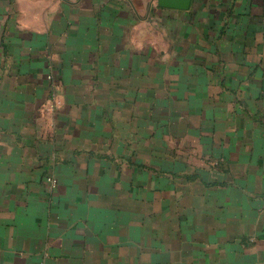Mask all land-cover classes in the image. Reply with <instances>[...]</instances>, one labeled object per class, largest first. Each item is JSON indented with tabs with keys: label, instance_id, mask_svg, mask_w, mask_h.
Here are the masks:
<instances>
[{
	"label": "crops",
	"instance_id": "0c3cea01",
	"mask_svg": "<svg viewBox=\"0 0 264 264\" xmlns=\"http://www.w3.org/2000/svg\"><path fill=\"white\" fill-rule=\"evenodd\" d=\"M196 2L0 0V264L264 263V0Z\"/></svg>",
	"mask_w": 264,
	"mask_h": 264
},
{
	"label": "rangeland",
	"instance_id": "374dc122",
	"mask_svg": "<svg viewBox=\"0 0 264 264\" xmlns=\"http://www.w3.org/2000/svg\"><path fill=\"white\" fill-rule=\"evenodd\" d=\"M197 1V0H196ZM154 3H157V0H154ZM212 0H198V2H196L195 4V12H193L190 15V20L193 18V16H195L196 18V22L200 23L199 27H201V29H203L204 27H211V20H212ZM144 11V10H143ZM143 11L141 13V17H143L142 19H140V29H141V33L142 34H146L147 31L149 30V27H154V34H155V41H153L152 43H154L157 47L156 50V58L157 59H161L164 52H161L160 49H165L166 51V55H175L177 52V55H179L180 59H186V61L188 62L190 60V57L193 56V54H201L202 52L199 49H196L195 47V39L197 38L195 35L196 32H191L189 30H186L182 27V30L184 31V33H177V35H181V38L187 36V39L183 41V44H188L187 50L184 52L182 49V45L178 44V37H176V35H174L175 33H173V35H169V29L167 27V25H160L159 23L161 22L158 18L157 15H155V22L156 24L154 25V18L151 19H147V15L144 13ZM151 17V15H150ZM150 23L149 27H145L144 24H148ZM192 28V26H189V29ZM200 29V30H201ZM181 30V28H180ZM153 32V30H150V33ZM141 34V35H142ZM152 39H150L151 41ZM178 46V49H176ZM192 46L195 47V50L192 49ZM171 47V48H170ZM204 55H208V57H210L211 51L210 50H204ZM189 70V69H188ZM184 71H187V69L185 68ZM198 76L200 75V73L198 72L197 74Z\"/></svg>",
	"mask_w": 264,
	"mask_h": 264
},
{
	"label": "water",
	"instance_id": "95a60500",
	"mask_svg": "<svg viewBox=\"0 0 264 264\" xmlns=\"http://www.w3.org/2000/svg\"><path fill=\"white\" fill-rule=\"evenodd\" d=\"M193 0H157L160 7L188 10ZM264 264V263H262Z\"/></svg>",
	"mask_w": 264,
	"mask_h": 264
},
{
	"label": "built area",
	"instance_id": "2783aa9c",
	"mask_svg": "<svg viewBox=\"0 0 264 264\" xmlns=\"http://www.w3.org/2000/svg\"><path fill=\"white\" fill-rule=\"evenodd\" d=\"M48 181L51 183L52 186L56 185V180L52 177H48Z\"/></svg>",
	"mask_w": 264,
	"mask_h": 264
}]
</instances>
